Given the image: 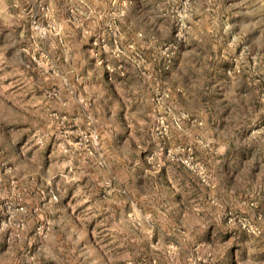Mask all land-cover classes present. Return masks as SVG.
Here are the masks:
<instances>
[{
    "label": "rangeland",
    "instance_id": "obj_1",
    "mask_svg": "<svg viewBox=\"0 0 264 264\" xmlns=\"http://www.w3.org/2000/svg\"><path fill=\"white\" fill-rule=\"evenodd\" d=\"M0 264H264V0H0Z\"/></svg>",
    "mask_w": 264,
    "mask_h": 264
}]
</instances>
